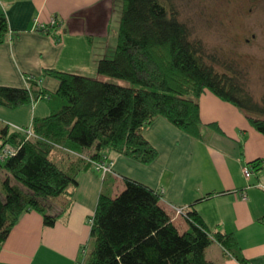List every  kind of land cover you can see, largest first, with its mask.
<instances>
[{"label":"trees","instance_id":"1","mask_svg":"<svg viewBox=\"0 0 264 264\" xmlns=\"http://www.w3.org/2000/svg\"><path fill=\"white\" fill-rule=\"evenodd\" d=\"M50 27L40 31L48 33ZM8 33L6 17L0 14V43ZM59 37L60 33L55 35ZM190 37V29L177 19L167 0H122L116 45L110 55L97 60L96 72L128 84L44 69L58 81L53 95L32 77L26 78L25 88L0 86V107L16 108L49 98L58 104L23 128H29L32 136L0 124V150L6 145L16 150L0 160L5 170L0 182V245L25 211L34 210L44 225H54L69 204L54 215L47 213L43 201L57 199L75 186L77 173L93 168L90 161L102 160L104 151L142 163L153 161L157 152L141 128L154 117L202 138L198 97L203 90L234 104L264 136V91L255 101L233 75L218 71L206 59L202 43ZM208 126L220 130L216 124ZM66 148L81 156L67 155L61 150ZM56 151L71 157L64 166L53 159ZM247 166L257 172L264 161L254 159ZM123 183L114 197L104 192L98 196L85 264H212L205 249L213 240L240 264H247L232 234L212 233L195 211L178 212L173 206L174 216L189 224L180 232L160 205L159 194L129 178Z\"/></svg>","mask_w":264,"mask_h":264},{"label":"crops","instance_id":"2","mask_svg":"<svg viewBox=\"0 0 264 264\" xmlns=\"http://www.w3.org/2000/svg\"><path fill=\"white\" fill-rule=\"evenodd\" d=\"M121 8L122 0H0V14L9 28L0 43V86L25 88L26 78L32 77L53 95L58 81L44 69L98 77L97 60L116 45ZM45 26H51L50 32L40 31ZM58 33L60 40L55 38ZM57 107L53 98L0 107V123L25 128L33 117ZM198 112L202 138L189 136L161 116L141 128L157 152L150 163L104 151L103 158L112 162L109 172L80 170L75 186L43 201L47 213L54 215L69 204L54 225H44L34 210L23 212L0 245V264H85L98 196L104 192L114 197L126 178L159 194L160 205L180 232L189 224L174 216L173 206L195 211L212 233L232 234L247 264H264V168L251 169L248 177L243 174L248 162L264 161V136L239 108L209 90L199 95ZM63 152L52 155L62 166L71 158ZM205 257L212 264H240L215 240L206 247Z\"/></svg>","mask_w":264,"mask_h":264},{"label":"rangeland","instance_id":"3","mask_svg":"<svg viewBox=\"0 0 264 264\" xmlns=\"http://www.w3.org/2000/svg\"><path fill=\"white\" fill-rule=\"evenodd\" d=\"M167 5L190 29V38L202 43L206 59L218 71L233 75L259 102L264 91V0H167ZM97 76L128 84L124 80ZM66 149L67 155L81 156L75 150ZM4 178L5 170L0 166V182ZM175 209L184 212L183 208Z\"/></svg>","mask_w":264,"mask_h":264},{"label":"built area","instance_id":"4","mask_svg":"<svg viewBox=\"0 0 264 264\" xmlns=\"http://www.w3.org/2000/svg\"><path fill=\"white\" fill-rule=\"evenodd\" d=\"M15 128H18V130L25 132L28 136L32 134L29 128L28 129H23L20 127H15ZM15 152L16 150L14 148L10 146H5L0 151V160L6 159L7 157L13 155ZM90 162L92 163L93 168L102 174L110 171L111 165H112V162L106 158H102V160H91ZM243 174L246 177H248L251 174V169L247 165L244 166L243 168ZM262 187L264 189V185ZM179 208H182V207H179Z\"/></svg>","mask_w":264,"mask_h":264}]
</instances>
